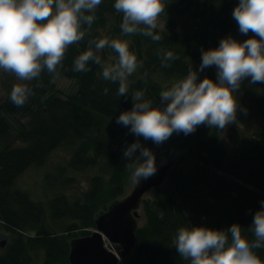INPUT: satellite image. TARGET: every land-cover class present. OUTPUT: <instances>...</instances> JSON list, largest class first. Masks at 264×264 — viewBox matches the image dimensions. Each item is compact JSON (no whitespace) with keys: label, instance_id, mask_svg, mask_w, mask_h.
<instances>
[{"label":"trees","instance_id":"16d2710c","mask_svg":"<svg viewBox=\"0 0 264 264\" xmlns=\"http://www.w3.org/2000/svg\"><path fill=\"white\" fill-rule=\"evenodd\" d=\"M164 22L157 31L159 42L139 34L121 32L123 14L114 9L115 0H102L91 28L83 26L85 37L69 46L56 73L75 79V93L62 96L46 70L39 79L20 81L32 89L21 107L10 92L0 102V264H68L70 242L95 229L99 213L109 209L124 193L129 175L123 151L137 139L115 123L123 111L132 108L131 96L144 91V99L155 106L161 90L183 79L189 68L198 70L202 50L217 48L222 38L243 42L251 38L239 32L233 18L238 0H164ZM100 38L121 39L142 62L128 77L127 97L117 96L118 82L102 78L105 66L115 64L118 54L111 47L96 50ZM91 48L100 64L88 62L89 70H73L74 59ZM165 51L178 59L162 66ZM216 80L215 66L199 73ZM246 79L242 82L244 87ZM107 89V94H105ZM237 93V92H236ZM19 116L8 120L6 116ZM222 131L200 126L185 136V151L169 169L167 178L142 200L144 223L136 229L135 244L122 264H189L172 245L181 227L206 226L226 230L239 223L247 230L254 213L264 201V133L255 140L227 152ZM174 133L157 146L149 147L157 160L177 141ZM68 147L70 156L46 174L43 184L50 189L46 200L35 199L24 190L11 189L15 178L29 166L43 164L56 148ZM98 167L80 193L67 190L76 173ZM249 239L250 232L245 231ZM264 259V249L257 250Z\"/></svg>","mask_w":264,"mask_h":264},{"label":"clouds","instance_id":"9594fccd","mask_svg":"<svg viewBox=\"0 0 264 264\" xmlns=\"http://www.w3.org/2000/svg\"><path fill=\"white\" fill-rule=\"evenodd\" d=\"M101 3L102 0H0V69L22 82L39 79L45 70L56 73L69 46L84 39L83 26L91 28ZM113 6L123 14L122 34H139L154 42L162 39L157 29L166 7L164 0H115ZM232 15L239 32H251V38L240 42L228 36L220 40L217 48L202 50L198 70L189 68L183 79L160 91L163 108L144 99V91L138 90L131 96V110L116 118V124L137 138L123 151L133 184L149 180L158 171L156 156L141 143V137L160 146L174 133L187 136L200 126L224 131L229 125L239 124L240 105L235 94L242 82L250 78L252 84L264 83V0H238ZM89 43H94L98 51L111 47L118 54L117 62L105 66L101 75L106 81L118 82L117 96L127 97L128 77L142 67L129 50L128 41L100 38ZM175 59L178 57L172 51H165L162 66L169 67L167 62ZM89 61L101 63L91 48L74 59L73 70L88 71ZM213 66L216 80L199 78L200 72ZM104 91L107 94L108 90ZM31 92L26 84L17 83L9 99L21 107ZM245 231L254 238L249 239ZM172 245L189 264H264L257 251L264 249V201L247 230L239 223L226 230L181 227Z\"/></svg>","mask_w":264,"mask_h":264},{"label":"rangeland","instance_id":"374dc122","mask_svg":"<svg viewBox=\"0 0 264 264\" xmlns=\"http://www.w3.org/2000/svg\"><path fill=\"white\" fill-rule=\"evenodd\" d=\"M159 25V28L164 26V22L161 18H159ZM249 35L250 37L253 36L251 32ZM51 80L54 83L55 89H57L62 96L73 94L78 89V83L75 79L67 78L58 73H53ZM19 82L20 81L14 74L4 72L0 69V102L5 99L8 92L12 90V87ZM235 95L240 105V109L237 114L239 124L229 125L227 129L221 133L222 142L228 153L243 144L254 141L257 131L264 133V83L252 84L250 83V78L246 79L244 87H240ZM244 109L247 110L246 113L243 111ZM18 116L19 114L6 117L8 120L13 121ZM184 151L185 140L181 134H178L176 143L157 160L156 163L158 168L167 165H171V168L176 160L184 154ZM69 156L70 149L68 147L56 148L43 164L39 166H29L22 173H20L15 178L11 189L24 190L29 192L35 199L46 200L48 198V193L50 194V189L46 188L43 184L46 174L50 171H54L58 165L65 164ZM170 168L167 170L165 179L167 178ZM98 172V167H91L76 173L75 178L67 186V190L74 193H80L81 190L87 188L90 177ZM133 186L134 184L130 180L129 173L124 187V193L119 199L128 195ZM154 188H151L143 194L141 203L144 198L152 196ZM141 203L137 208L138 213L140 214V217L137 220L138 226L144 223ZM4 239V236L0 232V242L5 241ZM110 244L115 248L114 252H116L118 256L119 248H117L114 243ZM108 246L110 247V245ZM121 260L122 259L119 258V261Z\"/></svg>","mask_w":264,"mask_h":264},{"label":"water","instance_id":"95a60500","mask_svg":"<svg viewBox=\"0 0 264 264\" xmlns=\"http://www.w3.org/2000/svg\"><path fill=\"white\" fill-rule=\"evenodd\" d=\"M171 165L158 168L157 175L139 185L134 184L130 193L116 201L95 219V229L70 242L68 264H118L117 255L104 246L103 238L120 247L119 256L125 257L135 244V232L140 217L137 208L142 196L151 188L160 186ZM5 241L0 242L3 246Z\"/></svg>","mask_w":264,"mask_h":264},{"label":"built area","instance_id":"2783aa9c","mask_svg":"<svg viewBox=\"0 0 264 264\" xmlns=\"http://www.w3.org/2000/svg\"><path fill=\"white\" fill-rule=\"evenodd\" d=\"M110 241H108V240H104V246L109 250V251H111V252H113L114 254H116V252H114L115 251V248L109 243ZM108 245H110V247L108 246ZM119 263L120 264H122V261H119Z\"/></svg>","mask_w":264,"mask_h":264},{"label":"bare ground","instance_id":"6f19581e","mask_svg":"<svg viewBox=\"0 0 264 264\" xmlns=\"http://www.w3.org/2000/svg\"><path fill=\"white\" fill-rule=\"evenodd\" d=\"M117 258H118V264H120V263H119V258L122 259V260L124 259V257H120L119 254H118ZM122 260H121V261H122Z\"/></svg>","mask_w":264,"mask_h":264}]
</instances>
